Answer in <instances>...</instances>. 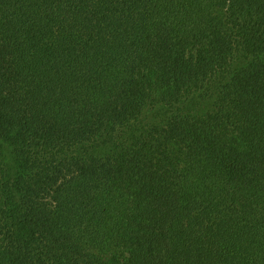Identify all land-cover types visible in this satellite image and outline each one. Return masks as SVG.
<instances>
[{
	"label": "trees",
	"instance_id": "16d2710c",
	"mask_svg": "<svg viewBox=\"0 0 264 264\" xmlns=\"http://www.w3.org/2000/svg\"><path fill=\"white\" fill-rule=\"evenodd\" d=\"M0 264H264V0H0Z\"/></svg>",
	"mask_w": 264,
	"mask_h": 264
}]
</instances>
